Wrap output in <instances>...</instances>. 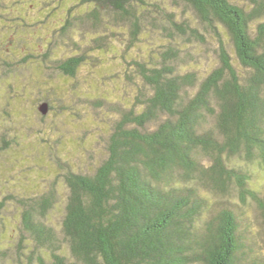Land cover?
<instances>
[{"label":"trees","instance_id":"16d2710c","mask_svg":"<svg viewBox=\"0 0 264 264\" xmlns=\"http://www.w3.org/2000/svg\"><path fill=\"white\" fill-rule=\"evenodd\" d=\"M9 1L0 0V81L10 87L0 91V122L19 118L21 133L50 145L65 192L55 183L2 192L0 264H264V246L256 248L264 243V196L252 183L253 167L264 170V0H73L60 14L40 6L68 39L72 54L61 57L50 38L42 51L28 38L54 33V16L31 20ZM82 27L92 35L78 43L72 35ZM104 63L133 90L112 103L54 79ZM68 95L86 109L105 107L110 121L88 170L60 155V125L43 123L39 109L47 103L63 115ZM17 136L4 132L0 151Z\"/></svg>","mask_w":264,"mask_h":264},{"label":"rangeland","instance_id":"374dc122","mask_svg":"<svg viewBox=\"0 0 264 264\" xmlns=\"http://www.w3.org/2000/svg\"><path fill=\"white\" fill-rule=\"evenodd\" d=\"M13 1H15L13 3V8L15 10L24 12V15L26 17H29V19L32 20L33 18L36 19V17L37 18L47 17L48 20L45 19V21L48 22L56 13L60 14L64 12L63 9L67 8V11H69L68 10L69 6L71 5L73 0H13ZM75 1L77 2L79 0H75ZM8 2L10 1L8 0ZM52 5H54V10H55L54 15H50V14L47 15L46 13L40 15L37 12L40 6L51 7ZM11 16H15V15H11ZM55 16L54 19H52L54 33L49 28L51 31L50 33L48 32V35L45 37V40H41L44 38L37 36V34H35V36H33V34H28V38L29 36L30 38L32 36L31 39L35 41V45L38 48H40V51H42L43 49L42 47L46 44L47 42L46 40L50 38L49 40H52V42L54 43L53 44L54 50L57 51L55 52V56L61 57L62 55L66 56L68 54H72L71 47H69V45L67 47V43H65L68 42V39L65 38L64 39L65 42L61 41V37L59 36L58 33L59 20H57ZM29 33H31V31H29ZM91 35L92 33H90L87 27H82L80 33L78 32L76 36L73 33L72 36L75 37L74 40L76 42L85 43L89 41ZM43 41L44 43L42 45ZM145 45L146 43H142L141 46V50L144 49V52H146ZM120 46L123 49L125 48L123 44H121ZM8 47H10V45H8ZM127 56L129 55L125 54V59L127 58ZM118 62L120 64L122 62V59L119 58ZM104 65L105 63L97 67L81 68L77 74V79L74 80L73 79L63 80L58 74L54 76V79L56 80L57 84L59 83L62 86H68V87L76 86V91L81 95L91 94L94 92L101 93L105 95L108 99H112V100H106L109 103L114 102L113 100L115 97L128 95L131 91H133L129 82L119 80L118 74L121 75V71L118 70L117 72V69L113 68L109 72H106ZM111 66L113 65L111 64ZM123 66H125L124 63ZM24 70L32 72L33 66H27ZM0 71H1V67H0ZM49 73H50L49 70H43V72L42 70L40 71L42 77H47ZM41 81L45 82L44 79H41ZM24 82H26L25 78H23L21 84H23ZM4 84L5 83H3V80H1L0 91L2 95L4 91H6V93L10 92V87ZM13 86H14L13 88L15 89L16 87H18L17 84ZM3 87L6 89L4 90ZM47 89L49 91V88L46 87V90ZM30 90L31 89L29 88V90L26 92H30ZM27 95H29V93H27ZM35 95L36 93L33 94V97ZM67 97L72 103L71 110H66L65 114L59 116L57 112H59L60 110L58 108H57L58 110L54 108V110L52 111L47 109L46 113H43L41 111L42 114L45 115L47 114L46 116L47 118L43 123H52L53 128L55 130L57 129L59 130L58 136H62L63 138L62 142L57 145V148L60 151V155L67 158V161L69 160L68 161L69 164L73 165L74 168L76 169L79 168L81 170H88L91 169L90 168L91 165L96 164L95 162H97V160L102 156V152H103V148H101L102 141L99 140L98 135H100V132L102 133L103 130L105 131L108 129L107 127L110 121L108 117L104 115L105 114L104 110H106L105 107H101V108L98 107L94 110H90L92 109L90 107L86 109L82 106L81 107L77 106V102L74 103L76 99L74 95L72 96L68 95ZM1 110L2 109L0 108V114H1ZM28 115L26 116L25 114V118H27ZM32 115L34 116V121H36L37 123H42L39 113L36 112L33 113ZM99 119H103L100 120L102 124L99 121ZM17 120H19V118H17L16 120L5 121L7 125L6 124L3 125V123L0 122V137L4 132L7 133V131L8 134L9 135L11 134L12 137L18 135L16 137L17 142L15 144H12L13 145L12 148H8L5 151H0V155H1L0 156V196L3 195L2 193L3 191L4 193H6L7 190L12 191V190L26 189V187H27L26 192L30 194L38 193L41 190L47 189L48 185H51L52 183H55V186L57 187L60 194L64 193L65 185L63 183V180L61 179L62 178L61 172L63 171V169H59L56 166L59 163L57 162L55 155L51 151L50 145L49 144L46 145V143L43 141L39 143L38 139L41 140V138H36L37 135H35L33 131H29V132L23 131L21 133L22 131L21 128L22 126L25 127V124H23L24 122L22 124L17 123ZM95 120L98 121L96 122ZM58 125H60V128ZM44 139L46 138L44 137ZM33 140L38 143L35 149H33V145L28 144L29 141L31 143V141ZM1 144L2 142H0V146ZM25 145L26 147H24ZM41 145L44 147H41ZM23 148L25 151L27 150L26 151L27 156L26 155L20 156V153L23 150ZM53 168L57 170L56 173L52 170ZM253 169H254L253 173H255L252 182L253 186L255 187V189H258L259 192H261V195L264 196V170H260L258 169V167L256 168L253 167ZM61 198H63V195L61 196ZM8 207L9 208L6 211L7 217L14 218L13 216L15 215V212L12 210L13 206L10 204ZM248 214L251 218H253V216L257 214L254 202H252L250 207L248 208ZM59 218H60V212L53 211L51 219L54 224H57L56 226H58V223L60 222ZM254 230L255 231L257 230L258 232L262 231V226L260 225V222L257 219L253 220V231ZM263 246L264 243L262 244V242L256 244V248L261 251L263 250L262 248Z\"/></svg>","mask_w":264,"mask_h":264},{"label":"water","instance_id":"95a60500","mask_svg":"<svg viewBox=\"0 0 264 264\" xmlns=\"http://www.w3.org/2000/svg\"><path fill=\"white\" fill-rule=\"evenodd\" d=\"M40 111H42L43 113H46L47 112V109H48V105L47 103H42L39 107Z\"/></svg>","mask_w":264,"mask_h":264}]
</instances>
